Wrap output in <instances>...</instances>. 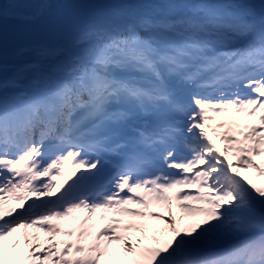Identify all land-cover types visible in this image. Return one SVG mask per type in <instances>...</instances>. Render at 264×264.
Returning a JSON list of instances; mask_svg holds the SVG:
<instances>
[{
  "label": "snow or ice",
  "instance_id": "1",
  "mask_svg": "<svg viewBox=\"0 0 264 264\" xmlns=\"http://www.w3.org/2000/svg\"><path fill=\"white\" fill-rule=\"evenodd\" d=\"M0 264H264V0H0Z\"/></svg>",
  "mask_w": 264,
  "mask_h": 264
},
{
  "label": "rangeland",
  "instance_id": "2",
  "mask_svg": "<svg viewBox=\"0 0 264 264\" xmlns=\"http://www.w3.org/2000/svg\"><path fill=\"white\" fill-rule=\"evenodd\" d=\"M249 172H250V174H253V175H250V174L246 173L250 178H254L257 180V182H260V178L256 177L254 172H252L251 170H249Z\"/></svg>",
  "mask_w": 264,
  "mask_h": 264
},
{
  "label": "bare ground",
  "instance_id": "3",
  "mask_svg": "<svg viewBox=\"0 0 264 264\" xmlns=\"http://www.w3.org/2000/svg\"><path fill=\"white\" fill-rule=\"evenodd\" d=\"M211 134V133H210ZM215 138V137H214ZM217 143L219 144L220 143V141L217 139Z\"/></svg>",
  "mask_w": 264,
  "mask_h": 264
}]
</instances>
